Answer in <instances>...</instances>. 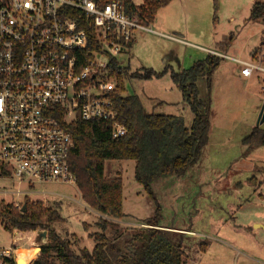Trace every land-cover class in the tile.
<instances>
[{
	"label": "rangeland",
	"instance_id": "374dc122",
	"mask_svg": "<svg viewBox=\"0 0 264 264\" xmlns=\"http://www.w3.org/2000/svg\"><path fill=\"white\" fill-rule=\"evenodd\" d=\"M131 2L137 7L143 4V0ZM254 2L174 0L162 8L157 14L159 23L153 28L176 40L142 31L134 33L130 51L120 58L127 70L125 94L139 97L148 113L180 116L190 128L194 114L172 81V72L181 73L206 59L209 53L203 49L252 61L256 50L264 49V23L250 20ZM146 69L166 73L150 80L133 76ZM240 71L239 64L222 58L210 81L207 77L197 80L202 111L210 121L209 141L200 162L182 177L155 179L150 197L134 179L133 161H109L105 166L108 177L123 181V212L127 218L119 223L121 231L154 219L160 226L179 229L172 230L168 237L182 246L185 264H264V229L254 225L258 222L264 226V147L246 156L242 144L256 127L264 104V74L256 73L261 79L257 76L244 85ZM4 189L14 193L0 195L4 205L22 202L26 195L15 193L28 192L13 180L2 181L0 191ZM37 191L46 195H34L33 199L45 200L43 204L58 210L63 219L52 226L56 233L64 241H71L76 254L83 249L91 252L96 245L93 235L101 232L97 227L100 218L82 200L77 186L43 184ZM113 231L107 230L109 239ZM18 236L24 238L23 242L14 243ZM48 242L45 231L9 232L0 224V249L37 247L32 255H23L28 256V264L36 250L37 258ZM16 259L25 263V258Z\"/></svg>",
	"mask_w": 264,
	"mask_h": 264
},
{
	"label": "built area",
	"instance_id": "2783aa9c",
	"mask_svg": "<svg viewBox=\"0 0 264 264\" xmlns=\"http://www.w3.org/2000/svg\"><path fill=\"white\" fill-rule=\"evenodd\" d=\"M92 30L96 48L88 51ZM138 31L176 40L129 15L125 0H0V185L13 180L28 190L15 194L30 202L46 195L40 185H76L68 164L74 144L61 117L68 124L108 122L111 138L125 136L114 98L118 74L110 66L123 68L121 55ZM206 51L239 64L246 78L264 74L254 62ZM16 257V250L0 249V259Z\"/></svg>",
	"mask_w": 264,
	"mask_h": 264
},
{
	"label": "trees",
	"instance_id": "16d2710c",
	"mask_svg": "<svg viewBox=\"0 0 264 264\" xmlns=\"http://www.w3.org/2000/svg\"><path fill=\"white\" fill-rule=\"evenodd\" d=\"M172 1L143 0V4L137 7L131 0H125V4L129 15L152 24L158 12ZM250 20L264 23V0H255ZM94 48L96 42L92 30L88 51ZM221 60L209 55L191 68L171 74L172 81L194 114L190 128L186 127L182 117L148 113L139 97L126 95L124 80L127 70L117 68V62H112L110 68L112 73L116 71L118 74L120 87L114 95L115 105L118 121L126 128L125 136L111 138L108 122L77 119L68 124L63 117L60 118L74 144L68 164L75 176L77 189L82 200L102 217L97 224L101 232L93 235L96 245L91 252L83 249L76 254L71 241H64L52 228L54 224L63 222L58 210L46 207L42 202H30L26 198L19 209L0 203V224L6 231L47 232L49 242L37 258L36 250L31 264H185L186 254L182 246L174 244L168 237L171 232L160 229L162 227L155 219L141 223L144 226L121 231L119 223L127 218L123 212V181L120 177H108L105 166L109 161H133L135 181L153 197L151 184L155 179L170 175L182 177L190 167L198 164L209 141L210 121L208 114L202 111L203 103L199 99L196 82L200 77L210 79L220 67ZM165 73L166 70L156 73L146 69L133 76L150 80ZM242 144L246 148V156L264 147V131L255 127ZM24 205L26 209L23 212ZM110 228L114 230L111 239L106 233ZM0 264H15V260L3 258Z\"/></svg>",
	"mask_w": 264,
	"mask_h": 264
},
{
	"label": "crops",
	"instance_id": "0c3cea01",
	"mask_svg": "<svg viewBox=\"0 0 264 264\" xmlns=\"http://www.w3.org/2000/svg\"><path fill=\"white\" fill-rule=\"evenodd\" d=\"M157 16L158 15H156V17H155V20H154V22L152 23V28H153V25H157L159 22H158V20H157ZM162 27H163V25H162ZM154 29V28H153ZM155 30V29H154ZM156 32H158V33H162V32H159V31H157V30H155ZM163 34V33H162ZM163 38V37H162ZM185 44V43H184ZM183 44V45H184ZM264 45V44H263ZM186 46H191L190 44H187L186 43ZM196 49H200V48H196ZM202 50V49H201ZM203 51H206V50H204L203 49ZM210 51H213V50H210ZM215 51V50H214ZM206 52H208V51H206ZM222 54V53H221ZM210 55V54H209ZM227 55H229V54H227ZM212 56V55H211ZM233 57V56H232ZM234 58H236V57H234ZM222 59V58H221ZM236 59H239V58H236ZM239 60H241V59H239ZM199 61H201V60H199ZM244 61V60H243ZM198 62V61H197ZM248 62H254V63H256V64H259V65H261L263 68H264V49H262V48H258L257 50H256V52L254 53V55H253V57H252V61H248ZM196 63V62H195ZM218 70V69H217ZM216 70V71H217ZM215 73V72H214ZM213 73V74H214ZM213 74H212V76H213ZM256 73L254 72L253 73V75L251 76V77H249V78H246V77H244V76H242L241 75V71H240V74H239V76H240V82L242 81V83L244 84V85H247V83H250L251 82V80L253 79V78H256L257 76L259 77L260 75L259 74H256ZM211 76V77H212ZM211 79V78H210ZM210 79H209V81H210ZM261 78L259 77V80H260ZM233 81H234V79H233ZM263 85H264V81H263V84H262V87H263ZM262 87H261V91H262ZM180 90V89H179ZM181 91V90H180ZM199 91V90H198ZM182 93V92H181ZM262 93V92H261ZM183 95V94H182ZM262 96H264L263 94H262ZM254 181L256 182V180L254 179ZM255 185H258L257 184V182L255 183ZM97 214V216L99 217V218H102L98 213H96ZM126 215V214H125ZM122 223H124V222H122ZM254 225H255V227L256 228H258V229H260V228H263L264 229V226L261 224V223H258V222H255L254 223ZM141 226H144V225H141ZM162 227V229L163 230H165V231H168V232H172V230L174 231V230H179V229H174V228H168V227H165V226H161ZM184 232H186V231H184ZM35 234V233H34ZM43 237V236H42ZM28 239H31V237H29ZM23 240H24V238L23 237H21V236H18V237H16V239L14 240L15 242L14 243H18V242H23ZM26 249V247H23V246H19L18 248H9V249H13V250H16V251H18V250H20V249ZM30 248V247H29ZM33 251V250H32ZM26 260H27V258H25V264H28L27 262H26Z\"/></svg>",
	"mask_w": 264,
	"mask_h": 264
},
{
	"label": "water",
	"instance_id": "95a60500",
	"mask_svg": "<svg viewBox=\"0 0 264 264\" xmlns=\"http://www.w3.org/2000/svg\"><path fill=\"white\" fill-rule=\"evenodd\" d=\"M256 127H258L260 130L264 131V104H263V106L259 112ZM25 209H26V205H24V207H23V212ZM15 264H21V263H20V261H18L16 259Z\"/></svg>",
	"mask_w": 264,
	"mask_h": 264
},
{
	"label": "bare ground",
	"instance_id": "6f19581e",
	"mask_svg": "<svg viewBox=\"0 0 264 264\" xmlns=\"http://www.w3.org/2000/svg\"><path fill=\"white\" fill-rule=\"evenodd\" d=\"M37 247L34 245H31L30 248H24L20 249L17 251V257L16 258H28V256H23V255H32V250H35ZM21 264H25L22 261L20 262Z\"/></svg>",
	"mask_w": 264,
	"mask_h": 264
}]
</instances>
